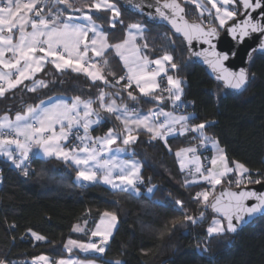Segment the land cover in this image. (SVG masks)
<instances>
[{
	"label": "snow or ice",
	"instance_id": "6c2138e0",
	"mask_svg": "<svg viewBox=\"0 0 264 264\" xmlns=\"http://www.w3.org/2000/svg\"><path fill=\"white\" fill-rule=\"evenodd\" d=\"M195 5L201 18L199 22L186 19L185 8L180 0H164L155 8L156 16L167 21L174 33L184 37L189 45L193 39L200 40L209 47L191 55L203 59L215 74V78L223 81L232 90H243L255 74L249 68L241 67L238 71L226 66L225 62L238 55V49L229 41H225L227 51H218L213 40L220 37L224 30L236 45L244 44L254 34L264 37V0H190ZM63 5L64 8L58 7ZM210 6V7H209ZM133 7H140L133 4ZM65 9L81 13L80 16L66 14ZM87 9L88 11H85ZM92 10L111 13L108 24L115 28L121 12L113 0H83L77 4L75 0H0V98L9 90L16 89L25 81H32L30 92L47 87V82L35 79L37 73L44 71L51 64L57 72L66 70L84 74L93 83L100 81L106 87L99 88L98 95L84 99L80 95L70 101L58 99L48 106L41 101L35 106L28 105L23 112H17L12 119L8 114L0 117V156H4L16 168L28 175L24 166L33 149H37L44 157L62 160L74 164L77 168L76 179L89 184L102 183L113 190L127 193H140L138 184L143 182L141 169L143 164L138 160H120L116 152H124L135 144L140 132H145L150 140H161L168 146V138L175 135L195 134L200 146H210L215 154L210 158V166L205 167L197 153V147L179 149L175 155L179 160L181 171L188 169L193 176L186 179L185 185L201 181L210 185L209 189L197 192L193 199L204 208H210L221 218H215L206 229L209 238L227 233H236L242 225L254 217H264V193L256 191H228L215 194L216 187L230 175H235V185L240 188L247 184H261L260 179H253L250 169L244 163H229L227 152L219 146V141L206 134V129L215 122L191 123L196 119L194 113H187L188 104L184 101L186 77L179 75L181 65L175 62L172 52L163 51V55L150 59L142 52L148 49L149 43L144 36L146 25L136 22L127 27L126 37L118 43L108 42V33L96 22ZM207 13L209 19L204 22ZM253 13L256 15L254 16ZM238 15L243 17L239 22ZM218 21V23H213ZM229 21H234L229 25ZM30 29V30H29ZM91 34V35H90ZM140 38L144 42L137 43ZM169 46L175 41L165 37ZM111 49L122 61L126 69L125 75L116 77L112 71H105L109 61L105 58ZM254 53H264V39L258 40V46L250 47L245 56L251 63ZM99 58V59H97ZM187 67V65H184ZM173 74H169V71ZM113 77L109 80L108 77ZM161 78H166V86L161 87ZM124 81L125 83H121ZM106 88L118 89L107 91ZM123 92L127 98L137 101L140 96L154 100L157 107L140 114L135 108L121 101ZM166 94V95H165ZM165 101L171 103L173 111H166ZM194 104V102H189ZM98 107H94L97 105ZM180 110L177 112L176 110ZM114 116L121 128H109L102 137L89 135L93 126L106 122L107 117ZM83 130V135L78 134ZM77 131L75 139L78 144L69 146V138ZM120 142L124 147H113ZM170 150V149H169ZM108 158H104L105 155ZM189 154H192L189 157ZM194 165V167H188ZM228 183H232L228 179ZM149 193L152 188L147 190ZM225 194L228 199L224 200ZM248 201H254L249 204ZM183 208V202H175ZM204 211L199 217L185 213L184 220L195 224L197 219L204 218ZM118 216L115 212L105 211L91 237H100L98 243H80L69 239L65 248L83 251H94L104 254L109 238L117 227ZM175 226V223L174 225ZM13 227H15L13 225ZM73 231L82 232L84 228L74 226ZM36 241L45 237L31 232ZM71 246V247H70ZM207 251V248L204 249ZM0 264H9L0 259ZM35 264H74L71 260L59 259L50 262L49 257L41 255L35 258ZM95 264V261H89ZM115 264H122L116 260Z\"/></svg>",
	"mask_w": 264,
	"mask_h": 264
},
{
	"label": "trees",
	"instance_id": "16d2710c",
	"mask_svg": "<svg viewBox=\"0 0 264 264\" xmlns=\"http://www.w3.org/2000/svg\"><path fill=\"white\" fill-rule=\"evenodd\" d=\"M113 2L121 12L118 21L123 23L118 22L111 28L110 12H94L93 17L103 30L116 31L117 38H121L124 27L131 21H142L147 26L146 39L153 54L172 52L175 62L181 65L179 75L186 77L183 98L188 104L186 112L197 117L191 122L214 121L206 134L217 139L219 146L226 150L230 165L232 161L244 163L253 179L264 182V54H254L249 63L248 68L255 78H250L245 89L239 93L227 91L210 78L202 66L187 59L181 39L165 27L152 26L141 16L123 10L117 0ZM181 4L189 20L201 19L194 5ZM165 37L174 40V46H169ZM105 58L109 61L105 71L121 76L118 59L110 51ZM40 76L47 87L30 92L20 85L0 98V115L15 113L56 95L95 98L101 87L99 83L90 84L80 74L60 73L50 66ZM108 79L113 80V77ZM137 102L143 107L155 104L149 97ZM108 125L106 121L93 132L101 133ZM193 143L196 140L188 135L169 138L166 146L140 133L137 142L131 145L133 155L143 164L142 192L137 195L111 190L100 183L78 185L75 169L57 159L32 156L25 166L28 169L25 176L22 169L0 158V259H6L9 264H27V260L41 255L52 260L67 256L95 259L76 250L67 252L64 243L68 238L87 240L89 232L75 234L73 225L87 222L90 229L108 211L117 214L118 224L100 259L104 264L116 260L122 264H264V217L255 219L233 235L208 237L206 229L215 217L193 199L206 186H185L184 174L178 169L172 152ZM199 152L207 165L205 154L210 152ZM228 179L232 183H228ZM150 185L156 188L147 196L144 189ZM221 185L236 187L235 179L229 176ZM177 200L183 202V208L175 203ZM201 211L205 213L204 218L197 219L195 224L184 220L185 213L199 217ZM29 232H36L45 240L36 241Z\"/></svg>",
	"mask_w": 264,
	"mask_h": 264
},
{
	"label": "crops",
	"instance_id": "0c3cea01",
	"mask_svg": "<svg viewBox=\"0 0 264 264\" xmlns=\"http://www.w3.org/2000/svg\"><path fill=\"white\" fill-rule=\"evenodd\" d=\"M180 1L183 2V3H190V4H192V3L190 2V0H180ZM75 2H76L77 4H79V3L83 2V0H75ZM192 5H194V4H192ZM58 7H60V8H64L63 5H59ZM194 7H195V5H194ZM209 7H210V6H209ZM85 11H88V10L85 9ZM195 11H196V14L199 16V12H198V10L196 9V7H195ZM65 12H66V14H71V15H74V16H80V15H81V13H79V12H75V11L68 10V9H65ZM94 12H96V11H95V10H92V12H91L90 14L93 15ZM93 16H94V15H93ZM93 18H94V17H93ZM94 19H95V18H94ZM209 19H211V18L208 17L207 13H205V15H204V17H203L204 22L207 23V21H208ZM96 22L99 23L97 20H96ZM136 22H139V23L144 24V23H143L142 21H140L139 19H137V20H133V21H131L129 24H131V23H136ZM213 23H218V21H213ZM99 24H100V23H99ZM129 24H128V25H129ZM128 25L124 27V29H123V35H122L121 38H117V37H119L118 34H117L118 32H116V31H110V32L108 33V42H109V43H113V44H114V43L121 42V41L126 37V35H127V27H128ZM144 25H145V24H144ZM29 30H30V29H29ZM146 30H147V26H146ZM145 33H146V31H145ZM145 33H144V36H145V38H146V34H145ZM90 35H91V34H90ZM116 35H117V36H116ZM143 42H144V41H143L142 39H140V38L137 39V43L142 44ZM108 51H110V52H111V53H112V54L118 59V61H119V63H120L121 70H122V75H125V73H126V69L124 68L122 61H120L119 57L115 55V52H114L113 50L109 49ZM142 52H143L144 54H146L150 59H155V58H158L159 56L163 55V54H153V52H152V50H151L150 47H149L148 49H142ZM97 59H99V58H97ZM47 66H50V67H52V68L55 70V68H54L51 64H47V65L45 66V68H46ZM64 72H70V73H73V74H78V73L72 72L71 70H66V71H64ZM169 74H171V73L169 72ZM80 75L84 76V77L88 80V82H89L90 84H92V85H95V84H98V83H99V84H101V87H100V88H104V87H106V86L103 85L102 82H100V81H97V82L93 83V82H92L88 77H86L84 74H80ZM122 75H121V76H122ZM117 78H118V77H117ZM35 79H38V80H39V79H42V80H44V79L40 76V73H37V74H36ZM109 80H111V79H109ZM44 81H45V80H44ZM123 82H124V81H123ZM124 83H125V82H124ZM23 85H24V86L27 85L28 87H31V85H32V81H25V83H24ZM165 86H166V78H161V87H165ZM18 87H19V86H18ZM38 89H39V88H38ZM13 90H14V89H13ZM13 90H9V91L6 92L5 94H7V93H9V92H11V91H13ZM98 90H99V89H98ZM106 90H107V91H113V92H114V91H117L118 89L106 88ZM26 91H28V90H27V87H26ZM136 94L138 95V100L141 99V98H147V97L140 96L138 92H137ZM97 95H98V94H97ZM165 95H166V94H165ZM71 98H72V97H71ZM71 98H69V97H65V96H62V95H56V96H53V97L48 98V99H46V100H43V102H44V105H45V106H48V105H50V104H52V103H55L58 99H63V100H68V101H70ZM82 98H84V99H88L87 96L82 97ZM121 98L123 99V102H124V103H126V104L129 105V108H133V107H135L136 110H137L140 114H146V113L148 112L149 109H154V108L157 107L156 102H155V104H153L152 106H149V107H143V106H141V104H139V103L137 102L138 100H137V101H131V100H129V99L127 98V93H126V92H123V93L121 94V97H117V102H118V103L121 101ZM93 99H95V98H93ZM38 104H40V102H39ZM36 105H37V104H36ZM32 106H35V105H32ZM159 106H160V107H163L166 111H173V108L171 107V103L168 102V101H165V103H164L163 105H159ZM94 107H98V104H97V105H94ZM26 108H27V106L24 107L22 110L17 111V112H23V111L26 110ZM17 112L12 113V114H11V113H3L2 115H0V117H2L4 114H8L10 118L14 119V118H15V114H16ZM102 115L105 116V117H107V120H106V121L109 122V125H108L107 129L104 130V131L101 132V133H94L93 130H94V128L97 127V126H93V128L90 129V131H89V135H90V136H92V137H102V136H104V135L106 134V132L108 131L109 128H113V127H115V128H117V129H119V128L122 127V126L120 125V122L117 121V120L115 119L114 116H109L107 113H104V112H102ZM191 123H192V122H191ZM81 130H82V129H81ZM140 133H144V134H146V133L143 132V131L140 132ZM82 135H83V130H82ZM146 135H147V134H146ZM188 135L191 136V140H194V139H193V136H194L195 134H192V133H188V134L183 135V136H180V135L170 136L169 138H173V137H184V136H188ZM147 136H148V135H147ZM148 138H149V136H148ZM169 138H168V139H169ZM149 139H150V138H149ZM195 140H196V143H195V144H194V143H193V144H188V145H186V146H184V147L177 148V149H175L174 151H172V152H173V155H174V157H175V159H176L177 167H178V169H179L180 171H181V168H180L179 160H178V158L176 157L175 153H176L179 149H182V148H188V147H193V146L197 147V153H196L195 155H198V156L201 158V162H202V164H203L205 167H209V166H210V158L215 154L214 150H213L210 146H205V148L209 149L210 154H211V156H210V158H209V161H208L207 165H205L204 162H203L202 156H201V154H200V152H199V146H200L199 140H198V139H195ZM157 141H160V142H162V143L164 144V142L161 141V140H157ZM69 146H70V145H69ZM117 146H119V147H124L119 141L117 142V145H114L113 147L115 148V147H117ZM110 155H115V156L118 157L120 160H131V159H134V160H138V161H140L137 157H135V156L133 155V152H132V149H131V145L128 146V147H127V150L124 151V152H116V153H112V154H110ZM32 156H34V157H38V158H40V159H44V160H46V159H51V158H48V157H44L43 154H42L41 152H39L37 149H35V148L33 149V152L30 153V155H29V159H30ZM191 156H192V154H189V157H191ZM0 158L3 159V160L6 161V162H9V161L7 160V158L4 157V156H0ZM104 158H105V159L108 158V155L106 154ZM29 159H28L27 161H25V164H24L25 166H26V164L29 162ZM52 159H55V158H52ZM60 161H62V160H60ZM63 162H64V161H63ZM140 162H141V161H140ZM68 164L71 165V166L75 169V171H77V168H76V166H75L74 164H71L70 162H69ZM188 167L191 168V167H194V165H189ZM181 172H183V174H184V181H185L186 179H188V180H192V179H193V176H192L191 174H189L187 168H186L184 171H181ZM140 174H141V173H140ZM230 176H233V179H236L235 175H230ZM75 182H76V184L81 185V186L92 185V184H89V183H86V182H83V181H79V180L76 179V177H75ZM100 184H102V183H100ZM184 184H185V183H184ZM102 185H104V184H102ZM194 185H204V186H206L205 189H209V188H210V185H208L206 182H203V181H201V182H199V183H195V184H189V185H187V186H194ZM105 186H107V185H105ZM185 186H186V185H185ZM107 187H109V186H107ZM138 187L140 188V184H138ZM109 188H110V187H109ZM149 188H152V189H153V191H152L151 193H149V192L147 191ZM155 188H156V186H154V185H150V186L145 187V189H144V194H146L147 196H151V195L153 194V192L155 191ZM110 189H111V188H110ZM111 190H113V189H111ZM140 192H142V191H141V188H140ZM132 194L137 195L136 193H132ZM100 217H101V216H100ZM100 217L97 219V221L95 222V224H94L93 226H91L90 229H89V227H88V223H87V222H82V223L74 224L73 227H72V232H73V233H75V234H85V233L88 231V232H89V238H88L87 240H78V239L68 238V239L65 241V243H64V249L68 252V250L65 248V244H67V241H68L69 239L75 240V241L80 242V243L95 242V243H98V244H99L101 238H100V237H91V232H92L93 230H95L96 224L99 222ZM77 225H79L80 227L84 228V231H82V232H75V231H73L74 226H77ZM115 229H116V228H115ZM115 229L113 230V233H114ZM29 235L32 237L31 232H29ZM112 236H113V234H112ZM112 236L109 238V241H110V239L112 238ZM32 238L34 239V237H32ZM109 241H108V242H109ZM70 247H71V246H70ZM72 250H76V251H78L79 253H81V254H83V255H84V254H87V253H96V252H94V251H83V250H81V249H79V248H75V247H73ZM103 255H104V254H102V258H103ZM44 256H45V255H44ZM47 257H48V256H47ZM35 258H36V257H35ZM35 258L27 260L26 263H27V264H35ZM102 258H100V259H102ZM59 259L71 260V261L74 262V264H89V261H95V264H104V263H102V262L100 261V259L95 260L96 258H95V259H83V258H78V257H76V256H67V257H62V258H58V259L52 260V259L49 257L50 262H54V261L59 260ZM112 264H115V261L112 262Z\"/></svg>",
	"mask_w": 264,
	"mask_h": 264
},
{
	"label": "water",
	"instance_id": "95a60500",
	"mask_svg": "<svg viewBox=\"0 0 264 264\" xmlns=\"http://www.w3.org/2000/svg\"><path fill=\"white\" fill-rule=\"evenodd\" d=\"M117 2L123 10L130 12L134 15L141 16L145 22H147L148 24H150L152 26L165 27L173 36L181 39L183 46L186 49L187 59L194 64L202 66L204 68L205 72L207 73V75L210 78L214 79L215 81L219 82L227 91L239 93V92L244 90L243 89V90L237 91V90H232V89L228 88L224 84L223 81H219L215 78V74L211 71V69L208 67V65L203 63L202 58L195 57V56L191 55L192 52L203 51L204 49L208 48L209 46L207 44L203 43L202 41L196 40V39H193L191 45H189L182 35L174 33V29H172L171 25L167 21L156 16L155 8L157 6H159L157 3V0H117ZM163 2H164V0H159L160 4H162ZM133 4H138V5H140V7H133ZM182 6H183V4H182ZM185 13H186V10H185ZM253 15L255 16L256 14L253 13ZM242 18L243 17L238 15L237 20L235 22H239V20ZM186 19L189 22H199L197 20H189L187 18V16H186ZM232 23H234V21H229V25H231ZM259 39H264V37H260L259 34H254L250 39H247L244 44L236 45V42L232 41L231 37L228 36L224 30H221L220 37L218 39L213 40V43L216 44V48L218 51H227L228 50L226 47L225 41H229L232 45L237 47L238 55L234 58H230V60L226 61L225 64H226V66L230 67L232 70L238 71L239 68H241V67H246V68L249 67V63L246 62L247 58L245 56V53L250 47L258 46V40ZM254 54H264V53H254ZM241 190L256 191L258 193H264V182H261V184H247L246 186L242 185L240 188L229 187L227 185H220L216 189L215 194L220 195L221 192H224V193H227L228 191H237L238 192ZM227 199H228V197L225 194L224 200H227ZM253 202L254 201H248L249 204H251ZM207 210L213 217L221 218L218 213L213 212L210 208H207ZM260 217L261 216L249 219L246 222V224L242 225L241 228L238 229V231H240L242 228L251 224L255 219L260 218ZM228 234L233 235L235 233H228ZM84 256L92 257V258H96V259L102 258V254H99V253H87V254H84Z\"/></svg>",
	"mask_w": 264,
	"mask_h": 264
},
{
	"label": "built area",
	"instance_id": "2783aa9c",
	"mask_svg": "<svg viewBox=\"0 0 264 264\" xmlns=\"http://www.w3.org/2000/svg\"><path fill=\"white\" fill-rule=\"evenodd\" d=\"M171 107H172V105H171ZM133 108H135V107H133ZM135 109H136V108H135ZM176 111H177V112H180L179 109L176 110ZM76 134H77V131L74 130V132H73V136H71V137L69 138V145H70V146L79 143V141H77V140L75 139V135H76ZM78 134L82 135V130H81V129L79 130ZM199 150H205V152H206V150L209 151V149H207V148H205V147H201V146H199ZM209 152H210V151H209ZM210 156H211L210 153H209V154H208V153L205 154V157L208 159V161H209ZM8 163H9L11 166L15 167L10 161H9ZM24 166H25V165H24ZM15 168H16V167H15ZM17 169H19V168H17Z\"/></svg>",
	"mask_w": 264,
	"mask_h": 264
},
{
	"label": "rangeland",
	"instance_id": "374dc122",
	"mask_svg": "<svg viewBox=\"0 0 264 264\" xmlns=\"http://www.w3.org/2000/svg\"><path fill=\"white\" fill-rule=\"evenodd\" d=\"M215 219V218H214Z\"/></svg>",
	"mask_w": 264,
	"mask_h": 264
}]
</instances>
